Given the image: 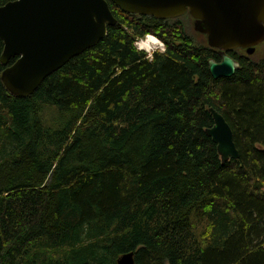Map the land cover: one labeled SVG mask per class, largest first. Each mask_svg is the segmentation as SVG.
Returning <instances> with one entry per match:
<instances>
[{
  "label": "trees",
  "instance_id": "obj_1",
  "mask_svg": "<svg viewBox=\"0 0 264 264\" xmlns=\"http://www.w3.org/2000/svg\"><path fill=\"white\" fill-rule=\"evenodd\" d=\"M107 1L117 23L33 94H11L0 63V264H118L131 251L135 264H264V42L258 59L228 51L240 66L216 79L220 52L189 11ZM146 33L166 45L152 62L134 47ZM211 107L238 159L223 163L207 134Z\"/></svg>",
  "mask_w": 264,
  "mask_h": 264
},
{
  "label": "water",
  "instance_id": "obj_2",
  "mask_svg": "<svg viewBox=\"0 0 264 264\" xmlns=\"http://www.w3.org/2000/svg\"><path fill=\"white\" fill-rule=\"evenodd\" d=\"M125 12L172 18L187 11L194 29L218 49L221 61H210L214 78L230 77L240 64L228 54L236 48L248 55L264 42V0H111ZM117 23L107 0H12L0 6V38L6 66L1 80L14 96L33 94L42 82L73 57L96 46L108 27ZM16 61L9 65L12 58ZM207 134L217 144L223 163L240 154L233 130L214 107ZM118 264H135L134 251L119 256Z\"/></svg>",
  "mask_w": 264,
  "mask_h": 264
},
{
  "label": "clouds",
  "instance_id": "obj_3",
  "mask_svg": "<svg viewBox=\"0 0 264 264\" xmlns=\"http://www.w3.org/2000/svg\"><path fill=\"white\" fill-rule=\"evenodd\" d=\"M135 49L146 53V59L150 62L154 61V53L165 51V45L163 41L152 33H146L142 38L136 40L134 44Z\"/></svg>",
  "mask_w": 264,
  "mask_h": 264
},
{
  "label": "rangeland",
  "instance_id": "obj_4",
  "mask_svg": "<svg viewBox=\"0 0 264 264\" xmlns=\"http://www.w3.org/2000/svg\"><path fill=\"white\" fill-rule=\"evenodd\" d=\"M191 25V24H190ZM191 28L192 29H194V25H193V23H192V25H191ZM142 38V37H141ZM163 43H164V41H163ZM164 45H165V43H164ZM165 49H166V45H165ZM261 55L262 56H264V50H263V52L261 53ZM253 57H255V58H259L260 57V55H258L257 53L256 54H254V55H252Z\"/></svg>",
  "mask_w": 264,
  "mask_h": 264
},
{
  "label": "bare ground",
  "instance_id": "obj_5",
  "mask_svg": "<svg viewBox=\"0 0 264 264\" xmlns=\"http://www.w3.org/2000/svg\"><path fill=\"white\" fill-rule=\"evenodd\" d=\"M232 128V127H231Z\"/></svg>",
  "mask_w": 264,
  "mask_h": 264
},
{
  "label": "flooded vegetation",
  "instance_id": "obj_6",
  "mask_svg": "<svg viewBox=\"0 0 264 264\" xmlns=\"http://www.w3.org/2000/svg\"><path fill=\"white\" fill-rule=\"evenodd\" d=\"M229 53V52H228Z\"/></svg>",
  "mask_w": 264,
  "mask_h": 264
}]
</instances>
